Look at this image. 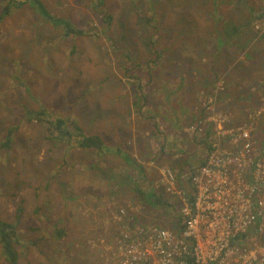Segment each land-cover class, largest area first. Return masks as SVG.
I'll list each match as a JSON object with an SVG mask.
<instances>
[{
	"label": "rangeland",
	"instance_id": "obj_1",
	"mask_svg": "<svg viewBox=\"0 0 264 264\" xmlns=\"http://www.w3.org/2000/svg\"><path fill=\"white\" fill-rule=\"evenodd\" d=\"M7 1L0 0V14ZM40 1L60 16L53 22L68 20L86 32L62 37L60 28L40 21L43 18L36 9L28 6L12 8L0 21V216L11 222L18 205L23 206L18 229L23 240L32 241L19 246V264H119L113 244L124 231L136 233L128 225L168 228L175 225L181 207L176 197L171 211L161 202L155 204L147 186L151 179L131 174L134 169L142 166L147 172L160 168L159 179L153 184L156 189L167 185L163 172L169 178L170 173L172 191H176L179 179L168 165L183 160L184 170L179 175L184 189L191 193V174L209 157L217 139L230 141L236 126L250 131L251 136L262 130L264 97L255 105L234 100L229 107L233 116L218 110L216 95L226 88L225 83L221 88L223 80L244 72L248 62V74L262 69L257 76L264 75L263 64L253 65L264 58V0H227L219 5L222 19H226L223 31L231 32V22L238 28L232 44L221 35L217 37L222 32L220 24L213 32L215 21L207 18L205 1ZM208 6L215 17L213 3ZM106 14L113 16V24L106 26L111 37L100 28V17L102 20ZM88 27L94 28L93 35L87 32ZM250 27L256 31L253 41ZM124 36L130 40L120 43L128 48L112 44ZM162 48L167 51L160 55ZM168 56L170 61L190 66L187 75L178 74L171 91L163 88L167 77H153L154 67L159 68L153 63H164ZM197 64L198 69L191 71ZM125 67L130 69L128 74L139 78H128L123 73ZM56 69L63 74L54 80ZM216 81L215 90L203 104L211 113L205 119L207 125L201 120L185 125V117L190 111L199 112ZM238 84L235 96L243 97L240 90L246 86ZM40 107L51 111L50 117L76 122L82 134L99 136L104 151L80 148L73 139L67 145L55 137L58 132L54 127L49 128L54 135L49 138L47 122L30 114ZM165 126L170 130L164 131ZM207 130L210 138L206 136L204 141ZM157 149L162 154H156L155 162L151 151ZM165 166L168 168H162ZM142 194L147 195V202ZM59 225L70 228L79 240L74 248L85 254L83 260L73 249L66 262L62 257L57 260L49 232ZM258 238L264 244V233ZM0 264H4L1 257Z\"/></svg>",
	"mask_w": 264,
	"mask_h": 264
},
{
	"label": "built area",
	"instance_id": "obj_2",
	"mask_svg": "<svg viewBox=\"0 0 264 264\" xmlns=\"http://www.w3.org/2000/svg\"><path fill=\"white\" fill-rule=\"evenodd\" d=\"M236 128L230 141L217 139L191 174L192 192L173 191L182 202L179 234L159 227L124 231L115 241L120 264H264L257 237L246 245L250 228L264 220V150L250 131ZM166 173L163 186L171 193L172 175ZM260 229L257 224V234Z\"/></svg>",
	"mask_w": 264,
	"mask_h": 264
},
{
	"label": "trees",
	"instance_id": "obj_3",
	"mask_svg": "<svg viewBox=\"0 0 264 264\" xmlns=\"http://www.w3.org/2000/svg\"><path fill=\"white\" fill-rule=\"evenodd\" d=\"M197 1H199V2L205 1L207 3V5L204 6V9L206 10L207 18L211 19L212 21H215L214 25L220 24V27L224 26V24L226 23V19H222L223 15L218 10V7H219V5H221L222 2L225 3L227 0H197ZM209 2L213 3L212 8H213L214 12L215 11L217 12V14H215V17H213L211 12H210V9L208 6ZM149 3L152 5L151 2H149ZM21 6H28L31 8L34 7L36 9L35 12L37 11V13L43 18V19H39V20L40 21L42 20L46 24H49L48 22H52L53 26H56L63 31L62 37H66L68 35H73V34H75V35L85 34V32H86L83 30L84 31V33H83V31L77 30L76 29L77 26L75 24L70 25L68 23V20H63L62 22H58V23L53 22L52 20H54V18H59L60 16H56V15L52 14L47 9L45 4H43V2H41L40 0H18V1L8 0L3 5V12L0 14V21L7 15L8 12H11L12 8L21 7ZM98 18L99 17H97V19ZM100 21L102 22V24H100V28L102 29V33L105 34V36L107 35V36L111 37V34H110L109 30H107L106 26L109 27L113 24V16L111 14H106L104 16V19L102 17V20H101V17H100ZM93 29L91 27H88L87 32L88 33L90 32V34L93 35L94 32L91 31ZM252 29H253V27H252ZM253 30L251 32L252 33V37H251L252 41L255 39V36H256V33ZM122 33H125V31H122ZM226 34L229 36V38L234 36L235 34H237V27H234L233 30L229 34L228 33H226ZM226 34H224V32H218L217 36L221 35V36H223L224 40H228V38L226 37L227 36ZM129 40L130 39L127 36H124L123 39L118 37L117 39L112 40V44L113 45H115V44L120 45L121 44L120 42L124 43V42H128ZM104 42H105V40H102V44ZM56 44H59V43H57V41H56ZM121 46H123V45L121 44ZM123 47L128 48L129 46H123ZM110 49H112V47ZM166 51H167V49L162 48L160 50V55L165 53ZM230 57H231V59L235 60V55H231ZM147 64L149 65L150 63L148 62ZM198 67H199L198 64L195 65L194 67H191V71L198 69ZM186 68L190 69V66H186ZM123 70H126V71H123V73L127 74L128 78H129V76L133 75V74L127 73L130 71V69L128 67L123 68ZM236 71L237 70H235V72ZM146 74L149 78H152V72L150 70H147ZM134 77H135V81L139 78L136 75L132 76V78H134ZM147 83L148 82L143 83V84L146 85ZM21 84L23 85V84H25V82H22ZM49 113H52V112L50 111ZM49 113L44 107H40L37 110L32 109V112L30 113L32 115L35 114V116L37 117L38 120H44L47 122L46 128H48V129L46 130V134L49 138L51 136H54V135H52V131L49 128L54 127L56 129V131L58 132V134L55 135V137L59 138V140H62V141L65 140L66 142H64V143H66L67 145L71 142V139H73L74 143L78 142V146L80 148H83V149H92V148L93 149H102V151H104L105 146L102 144V140L99 136L82 134L80 131V126L78 124H75L76 122L72 121V122L66 123V121L64 119H61L58 117L57 118L50 117L52 115L49 116ZM205 117L206 116H204L200 119L202 121V123L206 122ZM10 132H12V131H10ZM209 132H210L209 130L205 131L204 141H206V138L208 137ZM78 136H80V137H78ZM77 138H80V139H77ZM259 140L263 143V136H261L259 138ZM118 149L120 150V152H124V151H122L121 148H118ZM139 153L145 154L142 151H139ZM157 153L162 154V150L157 149V150L151 151L152 158L154 159L155 162H157V160L155 158ZM163 153H164V151H163ZM122 155L126 156V154H124V153H122ZM128 158L129 157H127V159ZM149 160L152 161L151 159H149ZM130 164L133 165L132 162H130ZM161 166H163V165H161ZM168 166L172 168L173 172L177 176V179H179L178 183L180 184L182 182V180L180 179L179 174H181L184 170L183 160L180 163H175L174 165H168ZM139 167H140L139 169H134L133 173H131V174L140 175L141 177H144V178L149 176V178L151 179V182H148V185H147L150 188L149 194L153 198V200L156 201L155 204H158L159 202H161V196H160V194H158V191H157L158 189L167 195L170 194L167 187H165L163 185L159 186L158 189H156L153 186L155 181H157L159 179L158 170H160V168L148 169L147 172H145L143 170L142 166H139ZM162 168H168V167L165 166ZM131 177H130V179H131ZM130 179L128 181H131ZM152 187L154 189H151ZM146 196H147L146 194L145 195L142 194V197L144 198V200H146L145 199ZM164 197H166V196H164ZM172 199H173V202L171 201L172 205H171V207H168L170 209L175 208V206L173 204L175 196H173ZM146 202H147V200H146ZM36 210L39 211L40 207H36ZM22 211H23V206L21 204H19L18 208L16 210L17 215H16L15 219L12 220L11 222L2 219L0 216V257L3 259L4 264H19V262H18L19 257H20V252L18 251L19 246L21 244L27 245L28 243H30L32 241L31 239L23 240L21 238V232L18 229V218H19ZM48 221H50V219H48ZM54 223L56 224L57 222H54ZM49 236L51 238H53V240H54L53 244H52V251L54 253H56L57 260L60 259L59 257H62L61 258L62 261L66 262L67 258H69V255H70V252L72 251V249H73L74 253H77L80 255V260H83L85 254L82 251H80L79 248H77V247L74 248L75 244L77 242H79V240L74 236V233H72L70 228L65 227L63 225H59V226H57V228L54 227V230H51L49 232ZM76 264H80V263L77 262Z\"/></svg>",
	"mask_w": 264,
	"mask_h": 264
},
{
	"label": "crops",
	"instance_id": "obj_4",
	"mask_svg": "<svg viewBox=\"0 0 264 264\" xmlns=\"http://www.w3.org/2000/svg\"><path fill=\"white\" fill-rule=\"evenodd\" d=\"M214 26L215 25L212 24L213 32H217V31L214 30ZM230 26H231V31L233 30L234 27H236L232 22H231ZM222 28H223V26L222 27L219 26V29H221L222 32H224ZM263 29H264V25H263ZM237 30H238V28H237ZM249 30H250V33H251L252 30H253L252 27H250ZM224 34H226V33L224 32ZM234 36H232V37L229 38V36L227 35L226 36L228 38L227 41L230 40V42L232 44L231 39H233ZM217 37H219V36H217ZM40 43L41 44H44L43 43V39L41 40ZM44 46H45V48H49L47 45H44ZM71 48H73V47H71ZM75 55H77V54H75ZM263 55H264V53H263ZM261 56H262V54H261ZM28 57L30 58L29 54H28ZM170 59H172V58L170 56H168L167 59H166V61L164 63H162L161 60H159L158 62L153 63L154 66H155V64H157V66H159V68H156V69L154 67L153 77L154 78L155 77H162V76L167 77L168 80H167L166 83H164L163 88L166 89V87H167V90H169V91H171V89H173L171 87L174 84L173 82H174L175 78L178 77V74H180V75L183 74L185 76V75H187L188 71H190L189 69L186 68V64H183V63L178 62L176 60L175 61H173V60L170 61ZM260 63L264 65V58H263V56L260 59V61L254 63L253 65L254 66H258V65H260ZM43 64H44L45 67L48 66V58H45L43 60ZM102 64L103 65H106L103 62H102ZM248 64H249V62L245 66V71L244 72H241V71L240 72H237L236 73L237 74V77H233L232 78L233 80L232 79L230 81H228V80H225L224 81L223 80V85L221 86V88L224 87V83H225V87L226 88H225V90L221 91L220 93L218 92L217 95H216V97H217V103H219V105H217L218 110L224 111V112H227V113H231V114L232 113L235 114L234 113V110H229V107L232 106L234 100H235V103L237 101H240L242 104L250 103L252 105H255V104H259L258 103V99L260 100L262 97H264V95H263L264 94V79H263L264 78V75L262 74V75H258L257 76V74L260 71H262V69H254L253 70L254 71L253 73L248 74L247 73V70H250V69H247ZM61 73L63 74V71H59L58 69H56V72L54 73V76H53L54 77V80H57L58 76ZM238 83H240L242 86H246V87H241L242 89L240 90V92L241 91L243 92V97L242 96H235L236 93H237V90L236 89L239 86ZM216 84H217V81H216V83H214L213 86H210L209 87V92H206V95L207 96H205V98L203 100V103H201L202 104V108L199 110V112L190 111L191 113H189V115L185 117L186 120H187V123L185 125L189 126V125H192V124H197L202 117H204V116L207 117L208 115L211 114V113L210 114L207 113V111L203 107V104L205 103V101H206L209 93L210 92H213L215 90ZM225 92H229V93H231V95L226 96L225 95ZM159 94H161L160 91H159ZM162 98L165 99V96H163ZM235 98H239V99H235ZM248 100H250V102ZM169 102L170 101H168V103ZM214 102H215V99H214ZM170 112L171 113L172 112L175 113V111H171V110H170ZM182 113H184V112H182ZM196 113H198V114H196ZM231 114H228V115H231ZM239 121H243V120L241 119ZM263 121H264V119H263ZM169 126H165L163 128L164 131L170 130L168 128ZM187 126H184V128L187 127ZM261 128H262V130H258V133L253 136V139L255 140V142H257L256 143L257 144V148L259 150H264V124L262 125ZM168 135H170V134L167 133V136ZM261 136H263V143L259 140V138ZM194 145H195V142H194ZM184 187H185V185H184V182L182 181L179 184V187L178 188L180 190L184 191L185 190ZM148 190H149L148 192L150 193V189H148ZM157 191H158V194H160V196H161V202L164 204V208L166 210L171 211V209L168 208V207H171V205H172V203L170 202V199L173 196L176 197L177 203H179V202L181 203V201H180L178 195L176 194V192H173L172 191L169 195H167V194L163 193L162 191H160L159 189ZM148 192H146V193H148ZM163 195L166 196V197H164ZM144 218H145V215H144ZM257 224H258V226L261 227L259 234H263L264 233V220L263 219H259L257 222H255L254 226L251 227L250 230H249V232L247 233L246 245H248L250 247L255 244L256 237H257L260 245L261 246H264V244H262L261 241H260V239L258 238V235L259 234H257V231H256ZM137 225H142L144 227H159V228H164V227L158 226V225H149V226H147V225H144L142 223H138ZM181 225H182V217H181V213L178 212L176 214L175 225L170 226L168 228H164V229H167V230H169L172 233H174V234L177 235L180 232ZM142 226H139V227H142ZM113 245H115V243Z\"/></svg>",
	"mask_w": 264,
	"mask_h": 264
},
{
	"label": "clouds",
	"instance_id": "obj_5",
	"mask_svg": "<svg viewBox=\"0 0 264 264\" xmlns=\"http://www.w3.org/2000/svg\"><path fill=\"white\" fill-rule=\"evenodd\" d=\"M33 115H35V114H33ZM32 115V116H33ZM36 119H37V117H36ZM38 120V119H37ZM204 139H205V137H204ZM123 211V210H122ZM129 227H134L135 229V232L136 231H138V230H140V229H144V230H147L148 228H150V227H144V226H142V225H135V226H132V225H128ZM139 226H142V227H139ZM123 228V227H122ZM132 233H134V232H132ZM118 263H119V261H117Z\"/></svg>",
	"mask_w": 264,
	"mask_h": 264
},
{
	"label": "bare ground",
	"instance_id": "obj_6",
	"mask_svg": "<svg viewBox=\"0 0 264 264\" xmlns=\"http://www.w3.org/2000/svg\"><path fill=\"white\" fill-rule=\"evenodd\" d=\"M196 130H197V128H196ZM180 201H181V200H180ZM181 207H182V202H181ZM181 207H180V211H179L180 213H181ZM120 212L123 213L122 210H120Z\"/></svg>",
	"mask_w": 264,
	"mask_h": 264
}]
</instances>
